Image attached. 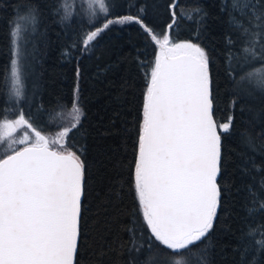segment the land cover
<instances>
[{
    "label": "trees",
    "instance_id": "1",
    "mask_svg": "<svg viewBox=\"0 0 264 264\" xmlns=\"http://www.w3.org/2000/svg\"><path fill=\"white\" fill-rule=\"evenodd\" d=\"M105 3L107 17L90 0H0V116L5 109L12 120L20 112L31 116L50 147L75 153L84 164L74 264H167L166 256L149 252V245L159 242L143 220L134 189L144 93L158 47L136 18L161 40L168 34L172 42L191 40L205 50L212 116L217 125L231 117L230 130L221 133L217 215L191 264H264V250L256 243L264 240V91L241 81L264 67L258 58L264 21L256 20L251 8L242 14L243 0L237 7L234 0H178L176 26L169 31L172 0ZM257 7L264 11V0ZM126 16L134 19L110 25L85 47L88 32L106 19ZM22 22V96L17 99L8 79L10 33ZM254 40L259 41L256 59L244 52ZM74 99L83 115L71 128ZM65 128L71 131L60 137ZM18 129L34 138L33 129ZM22 145L0 150V157Z\"/></svg>",
    "mask_w": 264,
    "mask_h": 264
},
{
    "label": "snow or ice",
    "instance_id": "2",
    "mask_svg": "<svg viewBox=\"0 0 264 264\" xmlns=\"http://www.w3.org/2000/svg\"><path fill=\"white\" fill-rule=\"evenodd\" d=\"M240 2L234 0V7ZM257 3L243 0L242 14L251 8L256 20L264 21V11L259 10ZM90 4L98 5L107 17L109 8L105 0H90ZM178 6V0H172L169 31L176 26ZM30 18L35 23V15L30 14ZM188 18L191 19L190 14ZM133 19L131 16L106 19L101 27L87 34L85 47L110 25ZM136 22L160 50L144 93L133 173L135 194L143 220L151 236L159 242L150 244L149 252L163 254L167 264H191L195 247L206 238L217 215L221 133L230 130L231 117L219 125L212 117L209 60L205 50L191 40L172 42L168 34L161 40L142 20L136 18ZM10 35L13 45L8 78L10 95L19 99L22 73L18 25ZM257 43L254 40L251 47L244 49L253 59L257 58ZM258 58L264 60V43L260 44ZM244 80L255 82L264 91V67L248 72L241 77ZM9 111L5 109L0 116V136H12L22 126L33 129L35 135L32 138L25 133L17 141L25 146L0 158V264H73L84 164L75 153L51 150L48 139L35 130L31 116L26 118L20 112L12 120ZM69 115L75 121L71 128H76L83 115L76 99ZM69 131L65 128L59 136L66 137ZM256 243L264 250V240Z\"/></svg>",
    "mask_w": 264,
    "mask_h": 264
},
{
    "label": "rangeland",
    "instance_id": "3",
    "mask_svg": "<svg viewBox=\"0 0 264 264\" xmlns=\"http://www.w3.org/2000/svg\"><path fill=\"white\" fill-rule=\"evenodd\" d=\"M24 24H23V22L20 23V26L19 27H22V25L24 27ZM95 30H93V31H95ZM87 34L85 35L84 39L86 38ZM180 42H183V41H180ZM176 43H179V42H176ZM159 50L160 49H159V46H158L157 47L156 55L158 54ZM19 51H20V57H19V59H20V62H21V58H22L21 57V49H19ZM17 132H19V129H17L16 132H14L12 134V136H7V135L0 136V150H4V151L10 150L19 139H22L23 138V136L21 134L17 133Z\"/></svg>",
    "mask_w": 264,
    "mask_h": 264
},
{
    "label": "water",
    "instance_id": "4",
    "mask_svg": "<svg viewBox=\"0 0 264 264\" xmlns=\"http://www.w3.org/2000/svg\"><path fill=\"white\" fill-rule=\"evenodd\" d=\"M211 113H212V109H211ZM212 117H213V116H212ZM213 119H214V118H213ZM214 121H215V120H214ZM24 146H25V145H22V146L18 147L17 149H14V150H12V151H10V152L4 154V155L1 156L0 158H6L7 155L12 154V152H14L15 150H18V149H20V148H23ZM49 147H50V146H49ZM50 149L53 150V151L62 152V153H64V154L68 153L67 151H59V150H56V149L53 148V147H50ZM81 198H82V196H81ZM74 258H75V254H74ZM73 264H74V259H73Z\"/></svg>",
    "mask_w": 264,
    "mask_h": 264
}]
</instances>
